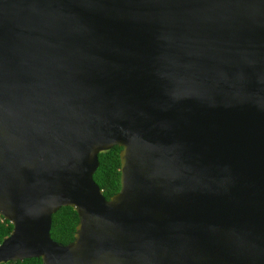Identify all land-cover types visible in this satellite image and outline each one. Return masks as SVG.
<instances>
[{
	"label": "water",
	"instance_id": "95a60500",
	"mask_svg": "<svg viewBox=\"0 0 264 264\" xmlns=\"http://www.w3.org/2000/svg\"><path fill=\"white\" fill-rule=\"evenodd\" d=\"M0 217V263L264 264V0H0Z\"/></svg>",
	"mask_w": 264,
	"mask_h": 264
},
{
	"label": "trees",
	"instance_id": "16d2710c",
	"mask_svg": "<svg viewBox=\"0 0 264 264\" xmlns=\"http://www.w3.org/2000/svg\"><path fill=\"white\" fill-rule=\"evenodd\" d=\"M119 147L97 154V168L92 175L93 182L97 185L103 198L107 200L119 189ZM77 224V216L69 207H61L51 215L49 237L52 241L65 245L69 243ZM11 226L0 217V243L7 237ZM0 264H41L39 259H25L22 262H6Z\"/></svg>",
	"mask_w": 264,
	"mask_h": 264
}]
</instances>
